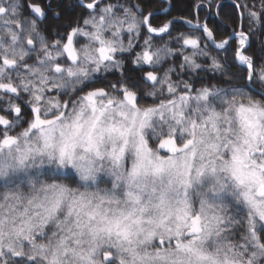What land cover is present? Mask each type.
Instances as JSON below:
<instances>
[{
    "label": "snow or ice",
    "instance_id": "6c2138e0",
    "mask_svg": "<svg viewBox=\"0 0 264 264\" xmlns=\"http://www.w3.org/2000/svg\"><path fill=\"white\" fill-rule=\"evenodd\" d=\"M233 2L218 40L151 0H0V264H264V0Z\"/></svg>",
    "mask_w": 264,
    "mask_h": 264
},
{
    "label": "trees",
    "instance_id": "16d2710c",
    "mask_svg": "<svg viewBox=\"0 0 264 264\" xmlns=\"http://www.w3.org/2000/svg\"><path fill=\"white\" fill-rule=\"evenodd\" d=\"M196 0H171L172 8L169 11V13L177 15V16H184L188 19H192L193 22L196 21V19H199L200 23L207 22L209 24V27L212 28L215 33L217 39H223L225 38L229 33L232 32L233 28H236L239 24V21L237 19L238 12L234 6L233 0H214L213 8L211 10L207 8H202L197 12H194L191 8V5L195 3ZM249 4L252 3V0H248ZM222 5L221 8L217 9L215 7L216 4ZM151 4L154 8H160L163 6L164 3L159 2L158 0H151ZM217 11H219V15H217ZM164 15H158L155 20L153 21L156 24L161 23L164 20ZM228 22L229 26H225V22ZM243 30L249 31V24L247 19L245 18L243 20ZM192 31L193 34L199 35L200 33L192 30L190 28L185 27L183 24H177L172 28L173 35H175L177 32H189ZM168 37L165 36L164 40H167ZM252 46L248 49L250 53L256 54L257 57L264 55V53L261 52V44L264 43V34H261V29L258 26H253L252 29ZM204 40H202L203 42ZM162 43V41H160ZM235 46V40H232V47ZM212 50V48H210ZM213 55L217 54V51H212ZM231 55V52H229V56ZM223 56V53H221V57ZM179 58L177 57L175 60H170L168 62V65L171 64H178ZM166 65V66H168ZM211 75V74H209ZM187 78V77H185ZM215 82V81H213ZM196 86L199 87L200 84L196 83ZM148 102H151V98H148Z\"/></svg>",
    "mask_w": 264,
    "mask_h": 264
},
{
    "label": "flooded vegetation",
    "instance_id": "af4514ba",
    "mask_svg": "<svg viewBox=\"0 0 264 264\" xmlns=\"http://www.w3.org/2000/svg\"><path fill=\"white\" fill-rule=\"evenodd\" d=\"M159 2H161V3H164L163 4V6H165V5H167L168 6V13L167 14H164V13H161V14H159V15H164L165 16V18H164V20L165 19H171L172 17H184V16H177V15H174V14H171V13H169V11L171 10V8H172V3L170 4V5H168V0H158ZM162 7V6H161ZM177 24H183L185 27H187L182 21H176L175 23H174V25H173V27L174 26H176ZM188 28V27H187ZM205 41H203L202 43H204ZM129 67H130V65H129ZM109 79H115V77H109ZM196 86V85H195ZM197 87V86H196Z\"/></svg>",
    "mask_w": 264,
    "mask_h": 264
},
{
    "label": "water",
    "instance_id": "95a60500",
    "mask_svg": "<svg viewBox=\"0 0 264 264\" xmlns=\"http://www.w3.org/2000/svg\"><path fill=\"white\" fill-rule=\"evenodd\" d=\"M239 14V13H238ZM239 23H240V21H239ZM210 43V42H209ZM213 48H214V46H212Z\"/></svg>",
    "mask_w": 264,
    "mask_h": 264
}]
</instances>
